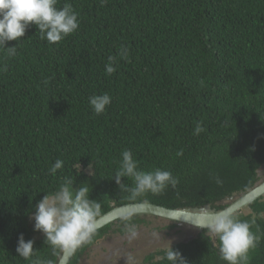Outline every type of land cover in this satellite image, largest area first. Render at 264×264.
<instances>
[{"label": "trees", "instance_id": "obj_1", "mask_svg": "<svg viewBox=\"0 0 264 264\" xmlns=\"http://www.w3.org/2000/svg\"><path fill=\"white\" fill-rule=\"evenodd\" d=\"M65 3L78 15L75 32L50 44L33 24L18 43L8 42L17 44L15 56L0 49V264L57 263L61 250L33 230L31 214L66 181L73 190L87 186L102 215L134 202L219 210L264 180V0L56 6ZM121 45L128 58L106 74ZM102 93L112 100L97 115L89 97ZM125 150L138 170L169 171L177 185L130 200L133 181L122 177L121 188L112 178ZM57 159L63 167L52 175ZM235 214L257 238L249 264H264V195ZM124 218L97 230L69 264L89 256L111 227L123 234L146 217ZM198 231L172 248L187 264H226L219 241ZM20 234L35 241L29 259L16 253ZM164 251L150 252L143 264H170Z\"/></svg>", "mask_w": 264, "mask_h": 264}, {"label": "clouds", "instance_id": "obj_2", "mask_svg": "<svg viewBox=\"0 0 264 264\" xmlns=\"http://www.w3.org/2000/svg\"><path fill=\"white\" fill-rule=\"evenodd\" d=\"M103 2L104 0H101L102 4ZM56 5L57 0H0V49L4 50L8 56H15L17 44L8 46V42L17 41L18 43L33 24L37 27L40 38L46 39L50 44L57 43L75 32L79 27V20L72 5L65 3L62 8H57ZM128 54L129 50L121 45L116 56L108 57V62L105 65L106 74L110 75L116 70L114 65L117 58L127 59ZM111 100L112 97L108 93L95 94L89 97V104L93 111L100 115L105 111L106 106L110 105ZM203 131L201 125L197 123L194 134L199 135ZM121 156L119 170L112 178L121 188L124 187L121 184L122 177L130 178L133 181L134 187L130 191V200H136L148 192L161 193L169 185L175 187L178 183V180L169 171L156 169L144 172L138 170L137 162L130 150L123 151ZM63 163L62 160L57 159L50 168V173L55 175L57 170L63 167ZM70 183V181H66L53 194H45L36 203L35 211L31 214V219L34 221L33 230L41 232L44 235L45 243L51 245L54 250H61V252L73 251L88 242L96 232V221L100 215V205L90 198L89 188L80 186L73 190L69 186ZM217 183L220 181L217 180ZM127 217L129 216L123 218L127 219ZM193 217H211V219L205 222L202 219H192ZM181 219L192 228L203 230V234L207 238L218 240L220 259L226 264H249L248 254L250 249L255 247L257 238L250 231V223L239 220L232 209L225 208L219 212H209L207 208L197 211L185 210L179 214H172L169 221L176 223L175 221ZM252 223L255 221L253 220ZM176 225L178 224L176 223ZM118 233L121 232L118 231ZM130 233L132 237L137 234L135 229L123 234ZM34 243L35 241L32 239L26 241L24 235L20 234L16 253L24 259H29L33 256ZM164 258L170 264H187L180 251L173 249L171 243L164 251ZM33 264H39V262L33 261ZM48 264H52V262L49 261Z\"/></svg>", "mask_w": 264, "mask_h": 264}, {"label": "rangeland", "instance_id": "obj_3", "mask_svg": "<svg viewBox=\"0 0 264 264\" xmlns=\"http://www.w3.org/2000/svg\"><path fill=\"white\" fill-rule=\"evenodd\" d=\"M173 221L160 217H146L145 223L130 234L113 233L102 238L80 264H143V258L150 252L166 249L168 244L196 236L197 229L176 225L168 228Z\"/></svg>", "mask_w": 264, "mask_h": 264}, {"label": "water", "instance_id": "obj_4", "mask_svg": "<svg viewBox=\"0 0 264 264\" xmlns=\"http://www.w3.org/2000/svg\"><path fill=\"white\" fill-rule=\"evenodd\" d=\"M262 195H264V180L244 193L230 196L229 204H227L224 208L219 209V210L212 208L209 204L202 206V207H189V208L184 207V208H177V209H169V208H166L160 205H155V204L147 203V202L120 205V206L113 207L112 209L103 213L97 218L96 231L116 221L117 219H120L126 216H131L134 214L152 215V216H157V217H163L165 219L170 220V216L172 214H179V213L184 212L185 210L197 211V210H202V209L207 208L209 212H219L225 208H230L235 213L238 210L246 207L253 201L257 200ZM192 219H202L205 222H207L208 220L211 219V217H193ZM175 222L180 226L187 225L189 227H192L189 224H185L183 222V219H181L180 221H175ZM77 248L73 251H62L56 264H68L70 258L72 257L74 252L77 250Z\"/></svg>", "mask_w": 264, "mask_h": 264}, {"label": "flooded vegetation", "instance_id": "obj_5", "mask_svg": "<svg viewBox=\"0 0 264 264\" xmlns=\"http://www.w3.org/2000/svg\"><path fill=\"white\" fill-rule=\"evenodd\" d=\"M114 227V226H113ZM113 227H111V229H109L108 231H106V233H104L103 235H102V237L98 240V242H97V240H96V244L95 245H97V243H99L101 240H102V238H108V237H110V236H112L113 235V231H114V228ZM86 258V255H84L83 256V258L80 260V263H82V261L84 260ZM79 263V264H80Z\"/></svg>", "mask_w": 264, "mask_h": 264}]
</instances>
